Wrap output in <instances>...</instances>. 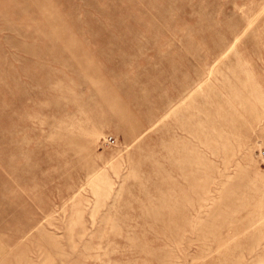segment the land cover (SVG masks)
Here are the masks:
<instances>
[{"label":"rangeland","instance_id":"obj_1","mask_svg":"<svg viewBox=\"0 0 264 264\" xmlns=\"http://www.w3.org/2000/svg\"><path fill=\"white\" fill-rule=\"evenodd\" d=\"M0 264H264V0H0Z\"/></svg>","mask_w":264,"mask_h":264},{"label":"built area","instance_id":"obj_2","mask_svg":"<svg viewBox=\"0 0 264 264\" xmlns=\"http://www.w3.org/2000/svg\"><path fill=\"white\" fill-rule=\"evenodd\" d=\"M110 141H113L112 139H110Z\"/></svg>","mask_w":264,"mask_h":264}]
</instances>
